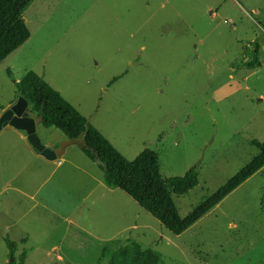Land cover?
<instances>
[{
	"label": "rangeland",
	"instance_id": "374dc122",
	"mask_svg": "<svg viewBox=\"0 0 264 264\" xmlns=\"http://www.w3.org/2000/svg\"><path fill=\"white\" fill-rule=\"evenodd\" d=\"M22 15L30 35L0 62V114L14 81L36 72L125 158L154 150L165 177L197 165V185L172 194L182 217L259 152L264 0H32ZM37 134L64 137L41 124ZM18 137L0 130V148ZM26 162L0 153V264L22 250L24 264H107L129 241L167 264H264V166L175 235L122 190L86 195L64 170L37 189L43 173Z\"/></svg>",
	"mask_w": 264,
	"mask_h": 264
},
{
	"label": "trees",
	"instance_id": "16d2710c",
	"mask_svg": "<svg viewBox=\"0 0 264 264\" xmlns=\"http://www.w3.org/2000/svg\"><path fill=\"white\" fill-rule=\"evenodd\" d=\"M32 0H0V62L21 46L30 35L22 18L24 8ZM259 66L256 58L245 65ZM8 74L10 71L8 70ZM115 78H113L114 80ZM17 96L27 101V109L33 116L42 114L44 127H54L64 138L77 137L85 132L87 148L80 149L102 171L103 182L109 188H118L142 209L157 219L172 234L178 235L199 220L225 196L264 166V140L259 152L229 177L216 190L181 216L172 194L182 195L198 183V166L189 167L181 175L163 176L158 155L144 148L133 159L125 158L73 105L36 72L29 70L14 81ZM10 253L16 243L5 237ZM104 255V254H103ZM107 264H167L160 254L151 248H141L129 241L108 250ZM26 251L22 250L18 261L6 264H24Z\"/></svg>",
	"mask_w": 264,
	"mask_h": 264
},
{
	"label": "crops",
	"instance_id": "0c3cea01",
	"mask_svg": "<svg viewBox=\"0 0 264 264\" xmlns=\"http://www.w3.org/2000/svg\"><path fill=\"white\" fill-rule=\"evenodd\" d=\"M213 15H215V13H213ZM47 82L54 89H56L69 102V99L67 97H65L63 91H61L57 87H54L50 81H47ZM37 128H38V126H37ZM37 128H36V132H37ZM2 129L6 130V131H12L13 133L17 134L19 137L15 138V139L13 138L12 140H10V143L8 145L4 146L5 148L1 147L0 148V153L6 154V155L20 156L25 161L27 160V162L24 163V164L28 163V165H30L33 169H36V171L42 172L43 174L39 178V180L40 179L41 180L40 181L38 180V186L36 187L37 189L39 187H41L47 181V179L51 175H53V173L57 172L59 169L60 170H64L67 173L74 175L75 178L78 180L79 186H85L86 185L87 186L85 188L87 190L86 193H85L86 195L88 193H90L97 186L98 187H107L104 184V182H103V175L100 174V172L97 170V168H98L97 165L94 162H92L87 156H85V154L81 150H80V152H75V154H69V155L66 156L67 148L69 147L68 146L65 149L64 154L60 158H57V159H54V160H47L44 157H42L41 155H39V154H37V153H35L33 151L32 147L29 145V143L27 142L25 137L22 136L18 130H16L15 128H13L11 126H8V125L4 126ZM2 129H1V131H2ZM44 144L46 146L55 147V146H57L58 143L57 144H52L50 142H45ZM89 161H91V162H89ZM8 185H10V184L8 183ZM107 188H109V187H107ZM14 189L12 191L17 192V193H19L21 195L27 194V193L21 191L20 189H18V187L17 188L14 187ZM110 189H114V188H110ZM86 195H84V196H86ZM84 196L80 197L79 202L81 200H83ZM29 199H34V195H30ZM66 219L69 220L70 224L72 223V221L69 218L66 217ZM54 248H56V247L52 246L51 250H54Z\"/></svg>",
	"mask_w": 264,
	"mask_h": 264
},
{
	"label": "water",
	"instance_id": "95a60500",
	"mask_svg": "<svg viewBox=\"0 0 264 264\" xmlns=\"http://www.w3.org/2000/svg\"><path fill=\"white\" fill-rule=\"evenodd\" d=\"M41 122L42 114L32 116L27 109V101L21 95H18L16 101L0 114V130L7 125L15 128L25 137L33 151L47 160L60 158L70 145H76L80 149L87 148L83 137L85 132L77 137L63 138L55 147L46 146L36 132Z\"/></svg>",
	"mask_w": 264,
	"mask_h": 264
}]
</instances>
